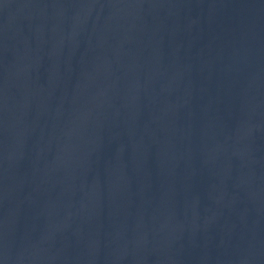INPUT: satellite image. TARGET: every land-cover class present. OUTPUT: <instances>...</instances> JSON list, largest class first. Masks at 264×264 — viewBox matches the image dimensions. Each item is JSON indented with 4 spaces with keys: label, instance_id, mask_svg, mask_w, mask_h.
I'll return each mask as SVG.
<instances>
[{
    "label": "water",
    "instance_id": "1",
    "mask_svg": "<svg viewBox=\"0 0 264 264\" xmlns=\"http://www.w3.org/2000/svg\"><path fill=\"white\" fill-rule=\"evenodd\" d=\"M0 264H264V0H0Z\"/></svg>",
    "mask_w": 264,
    "mask_h": 264
}]
</instances>
